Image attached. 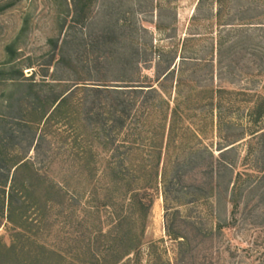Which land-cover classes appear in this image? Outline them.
<instances>
[{
	"label": "rangeland",
	"instance_id": "rangeland-1",
	"mask_svg": "<svg viewBox=\"0 0 264 264\" xmlns=\"http://www.w3.org/2000/svg\"><path fill=\"white\" fill-rule=\"evenodd\" d=\"M85 17L74 16L71 0H0V254L13 243L22 258L21 247L38 245L60 255L61 260L52 256L51 264H93L90 256L101 255L117 234L131 237L141 231L136 223L119 231L116 208L100 205L105 180L99 161L91 178L81 157L72 156L69 145L85 130L58 125L63 133L50 139L51 151L47 145L35 149L37 135L22 119L20 89L5 74L12 65L25 77L52 82L53 89H63L53 79L68 87L75 82L101 87L102 80L122 90L153 85L170 108L179 106L178 149L170 154V168L173 161L181 163L186 186L200 184L210 154L216 167L219 149L233 143L224 159L232 165L214 172L215 178L221 176V189L208 203L179 206L167 219L158 184L139 249L121 264H264V113L259 117L254 110L264 103V0H92ZM10 44L14 60L8 66ZM169 65L173 75L160 82ZM144 93L137 94L138 104ZM160 98L151 101L161 109L148 123L144 120V138L159 124L165 108L156 104ZM130 119L129 127L138 129L135 116ZM144 138L136 144L149 145ZM93 144L96 149L99 141ZM24 157L39 171L43 188L37 192V209L27 208L22 230L7 217L11 167ZM236 174L241 176L233 212L229 199ZM57 185L65 186L63 200L50 187ZM94 190L99 195L91 204ZM121 196L114 191L111 202ZM21 198H14L13 207ZM13 259L2 261L15 264Z\"/></svg>",
	"mask_w": 264,
	"mask_h": 264
},
{
	"label": "trees",
	"instance_id": "trees-1",
	"mask_svg": "<svg viewBox=\"0 0 264 264\" xmlns=\"http://www.w3.org/2000/svg\"><path fill=\"white\" fill-rule=\"evenodd\" d=\"M71 1L74 16L80 14L81 18L86 19L85 13L90 9L92 0ZM221 1L218 0L219 3ZM24 30L25 26L21 29V32H24ZM6 53L8 56L6 65L9 66L14 60L13 44L6 47ZM11 66L8 73L5 74L8 76V80L13 83V86L20 89V100L25 104L22 108L25 112L22 119L26 126H30L34 130L35 136L37 135V139L35 140L34 137L32 140L36 141L35 149L39 150L47 145L51 151L50 139L61 137L63 133L62 130L58 129V125L63 127L73 125L75 132H79L81 129L85 130L87 134L80 137L79 134L76 135L69 147L74 158L78 160L81 157L82 166L91 175V178H95L96 162L99 161L102 167L100 175L105 180V185L102 186L103 188L101 187L100 193L104 200L100 205L103 208H116L117 211L112 214L115 215V224L119 231L128 223L133 225L136 223L140 226L141 231L138 235L128 237V232L117 234L115 240L110 242L108 248L101 255L90 256L91 259H88L90 263L121 264L124 258L132 253H137L159 183L162 184V198L167 219L171 212L176 213L178 211L179 206L197 204L199 201H203L204 204L208 203L217 190L221 189V176L219 173L228 170L232 165L231 162H225L224 159L226 154L233 149V147L228 148L233 143L219 149L221 152L219 158L215 160L216 167H213V156L210 154L211 161L207 163L202 171L204 180L200 184L186 186L184 176L179 169L181 163L178 160L173 161L172 169L170 168L172 163L170 154L173 149H178L174 143L177 138L179 106L175 104L174 107L170 108L169 102L160 98L161 93L155 90L153 85L142 86L144 84L141 83V85L125 86L127 87L126 90H122L119 88L120 86H114L102 80V84H99L101 87H80L78 84L83 83L79 82L73 83V87H68L65 86L67 84H64L65 82L62 79H53L57 81L56 87H63V89H55L53 86V89L52 82H37L34 80L33 74L25 77L22 71L17 72ZM169 68L170 65L166 67V71L163 73L164 77L160 82L173 75L174 68L172 70H169ZM15 75H19V77ZM178 84L179 82L176 83V87ZM143 87L149 88L146 93L143 92L145 91L142 89ZM141 93H144L145 96L138 104L137 94ZM125 94H129L128 98H120ZM129 96L133 99H130ZM156 97L160 98L156 104H164L165 108L159 112L161 115L159 124L153 126L152 130H147V135L144 138L142 135L146 132L143 129L147 127L143 124L144 120L148 123L150 116L157 113L155 112L157 109H161L151 102H155ZM136 104L137 109L134 110ZM150 104H152L150 106L153 108L152 110L147 107ZM263 107L264 103L258 108H254L257 116H262L264 113ZM145 111L147 112L145 113ZM143 115H145V119L141 121L139 118ZM134 116L135 124L140 126L138 129L137 126L132 128L128 124L129 119ZM131 119L130 122L133 121ZM61 122L63 123L61 124ZM54 128L56 129L52 130ZM120 136H123L124 141L129 144L124 141L119 144L117 139ZM67 137L68 135L66 141H64L65 139L62 140L65 144L68 141ZM89 138L93 141H90ZM140 138L147 139L149 145L147 143L136 144V141ZM130 139L133 141H130ZM94 140L99 141V146L96 149L93 144ZM82 142L85 143L83 146L80 145ZM261 158H264L263 152ZM32 166V163L24 157L11 167L14 168V173L9 186L10 205L8 206L7 221L22 230L25 229V223L28 222L25 217L26 210L28 207L37 209L39 201L37 200V192L43 188L42 181L39 179L40 173L34 170ZM217 171L219 172L218 177L215 178L214 172ZM171 172H174V175L170 176L169 173ZM240 176L236 174L230 193L232 197H230L229 202L232 205L233 212L238 207L237 195L235 196V194L239 191L237 183ZM28 177L30 182H25ZM50 187L55 189V194L59 199L65 198L64 185ZM191 189L194 192H189ZM226 189H228V185L225 187ZM45 190H48V188H45ZM119 190L123 196L117 198V201L113 200L114 202H111L113 192L115 191L116 194ZM96 193L95 190L90 192L91 204L96 199ZM19 195L22 196L23 201H21L19 207H13L14 198ZM93 207L94 205L90 208ZM16 235L18 236L20 233L16 232ZM16 251L13 243L9 246H3L0 254V264L6 263V261H2V258L5 259V257L14 258L15 264H51L52 256H56L61 260L60 255L49 251L43 246L36 245L33 250L28 249L26 251L21 247L18 251L23 254L22 258H18V252ZM81 264H89V262L86 261Z\"/></svg>",
	"mask_w": 264,
	"mask_h": 264
}]
</instances>
